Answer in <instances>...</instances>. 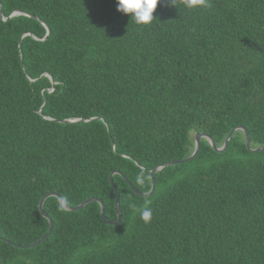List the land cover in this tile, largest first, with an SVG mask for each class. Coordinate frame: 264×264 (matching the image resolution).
<instances>
[{"label":"trees","instance_id":"trees-1","mask_svg":"<svg viewBox=\"0 0 264 264\" xmlns=\"http://www.w3.org/2000/svg\"><path fill=\"white\" fill-rule=\"evenodd\" d=\"M0 2V264H264V150L243 130L150 196L127 182L149 192L197 133L264 145V0H159L148 26L116 0ZM112 174L117 224L51 196L26 247L50 192L118 221Z\"/></svg>","mask_w":264,"mask_h":264},{"label":"water","instance_id":"water-1","mask_svg":"<svg viewBox=\"0 0 264 264\" xmlns=\"http://www.w3.org/2000/svg\"><path fill=\"white\" fill-rule=\"evenodd\" d=\"M2 9V5H1V2H0V11ZM21 12H15L13 15H16V14H20ZM1 15H2V11H1ZM91 119H76V120H69V119H66V120H62V122L64 123H71V122H78V121H89ZM238 130H243L245 133H246V136H247V147L251 150V151H254V152H260V151H263L264 150V145H262L261 147H258V148H251V138H250V134L248 132V130L244 127V126H236L234 127L229 135L227 136L226 140H225V143L222 147H218L214 138L212 136H210L209 134H205V133H197L196 136H195V150L193 152V154L188 157V158H185V159H181V160H174V161H170V162H167L163 165H160L156 168H154L153 170H151L150 172V175H151V179H152V188L149 192L147 193H144V192H140L138 191V189L135 188V186L133 185L132 182H130L129 180H127L128 184L132 187V189L137 192L139 195H142V196H150L154 193L155 189H156V179H155V174L160 172L161 170H163L164 168L168 167V166H171V165H175V164H180V163H184V162H187V161H190V160H193L199 153L200 149H201V140L203 138L207 139L209 141V143L211 144V146L218 152H223L227 146H228V143L231 139V137L233 136V134L238 131ZM114 174L111 175V182H112V185L115 189V192H116V210H117V213H118V221L116 222H110L106 219V216H105V205L103 203L102 200H99L97 198H89V199H86L84 202H82L80 205L78 206H71V205H68L66 203V201L58 194V193H55V192H50V193H47L41 200L40 202V209H41V212L42 214L49 219L50 221V229L49 231L41 238L39 239L38 241L26 246L27 248H31V247H34L38 244H40L42 241H44L51 233L52 229H53V221L52 219L50 218V216L46 213L45 209H44V205H45V202L46 200L51 197V196H56L59 198L60 200V203L61 205L67 209V210H70V211H78V210H81L83 209L86 205H88L89 203L91 202H99L102 206V217L105 221H107L108 223L110 224H117L120 219H121V215H122V211H121V206H120V194H119V191H118V188L116 187L115 183H114V178H113Z\"/></svg>","mask_w":264,"mask_h":264},{"label":"clouds","instance_id":"clouds-1","mask_svg":"<svg viewBox=\"0 0 264 264\" xmlns=\"http://www.w3.org/2000/svg\"><path fill=\"white\" fill-rule=\"evenodd\" d=\"M171 2L176 6L177 0H171ZM117 11L130 15L132 21L137 25L148 26L153 20V13L157 9L159 0H116ZM184 6L186 8H198L207 7L208 0H183ZM141 174L138 177V182L143 183L144 180ZM133 207H135L133 205ZM153 217V213L150 207L145 206L140 210V219L145 223H150Z\"/></svg>","mask_w":264,"mask_h":264},{"label":"rangeland","instance_id":"rangeland-1","mask_svg":"<svg viewBox=\"0 0 264 264\" xmlns=\"http://www.w3.org/2000/svg\"><path fill=\"white\" fill-rule=\"evenodd\" d=\"M193 137H194V135H193ZM80 253H81V252L79 251V252L77 253V255L79 256V255H80ZM78 256H77V257H78Z\"/></svg>","mask_w":264,"mask_h":264}]
</instances>
